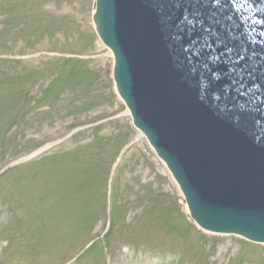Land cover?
Listing matches in <instances>:
<instances>
[{
    "label": "rangeland",
    "instance_id": "obj_1",
    "mask_svg": "<svg viewBox=\"0 0 264 264\" xmlns=\"http://www.w3.org/2000/svg\"><path fill=\"white\" fill-rule=\"evenodd\" d=\"M93 2L0 0V264H264L189 221L115 92Z\"/></svg>",
    "mask_w": 264,
    "mask_h": 264
},
{
    "label": "water",
    "instance_id": "obj_2",
    "mask_svg": "<svg viewBox=\"0 0 264 264\" xmlns=\"http://www.w3.org/2000/svg\"><path fill=\"white\" fill-rule=\"evenodd\" d=\"M92 20L190 219L264 244V0H95Z\"/></svg>",
    "mask_w": 264,
    "mask_h": 264
},
{
    "label": "bare ground",
    "instance_id": "obj_3",
    "mask_svg": "<svg viewBox=\"0 0 264 264\" xmlns=\"http://www.w3.org/2000/svg\"><path fill=\"white\" fill-rule=\"evenodd\" d=\"M186 209V208H185Z\"/></svg>",
    "mask_w": 264,
    "mask_h": 264
}]
</instances>
